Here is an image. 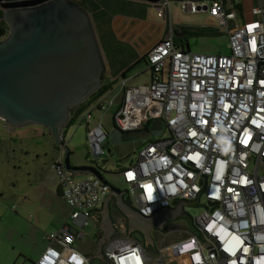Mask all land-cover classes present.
<instances>
[{
    "label": "built area",
    "instance_id": "1",
    "mask_svg": "<svg viewBox=\"0 0 264 264\" xmlns=\"http://www.w3.org/2000/svg\"><path fill=\"white\" fill-rule=\"evenodd\" d=\"M152 4L167 27L147 53L151 81L136 86L122 81L114 121L120 130L132 131L161 118L169 134L151 139L120 172L123 191L145 217L167 208L180 216L186 204L202 207L189 214L191 227L165 230L155 247L157 264H264V0H256L252 18L236 27L231 25L237 14L226 0ZM173 4L218 19L229 31L231 52L198 53L179 46ZM110 93L81 121L89 122L94 108L113 105ZM88 137L91 153L104 154L102 123L88 128ZM58 153L53 166L76 231L66 223L50 233L49 240L61 248L49 244L34 264H91L72 241L85 235L83 228L112 184L102 172L103 179L95 174L76 179L65 166V148ZM177 230L182 236L165 242ZM148 243L154 245L151 236ZM102 255L109 264H148L153 258L129 234L110 238Z\"/></svg>",
    "mask_w": 264,
    "mask_h": 264
},
{
    "label": "rangeland",
    "instance_id": "2",
    "mask_svg": "<svg viewBox=\"0 0 264 264\" xmlns=\"http://www.w3.org/2000/svg\"><path fill=\"white\" fill-rule=\"evenodd\" d=\"M71 1L85 7L84 0ZM139 1L143 2L142 6L146 9L145 17L116 15L112 27L120 39L130 43L143 56L161 40L167 22L163 20L159 10L152 2ZM255 3L256 0H226L227 8L234 10L237 14L234 25L231 27H236L242 21L251 19V8ZM1 8L3 7L1 6ZM137 12L140 13L141 10L139 9ZM172 18L176 28L182 24L189 27L203 26L218 30V33L211 36L185 37L188 39L190 51L223 54L231 52L228 29L221 26L218 19L209 15L208 12H190L182 9L180 4H173ZM175 34L176 31L174 36L177 37ZM167 70L168 68H166ZM150 73L151 69L147 64V59H142L128 71L127 86L148 84L151 81ZM121 82L122 79L115 84V91L109 95V98L114 99L113 105L102 110L94 108L89 122L81 121L87 111L85 110L73 123L65 127L64 131L66 132L67 146L72 151L70 155L72 166H98L109 183L124 190L125 184L119 173L120 168L136 160L139 151L151 139L169 133L161 118H153L146 124L147 126L144 125L133 131L123 132L116 128L114 113L123 95ZM99 123H102L107 137L104 141L105 153L95 156L91 153L88 128L91 130ZM58 148L53 137L49 133H44L40 126L31 125L18 128L16 131H8L0 124V258L5 262H9L10 259L17 256L18 251L31 254V243L38 244L40 240L42 241L40 239L42 236L55 229L52 222L55 223L58 217L65 216L68 206L60 201L54 188L55 178L58 177L53 160L59 155ZM86 175L85 172H77L75 177L82 179ZM201 208V206L186 204L185 213L168 219L165 228H152L150 236L154 240V245L148 243L144 231L134 229L128 234L142 243L147 254L154 258L157 256L155 247H158L165 230L191 227L189 214L195 215ZM114 216L116 215L114 214ZM118 217L121 216L118 215ZM121 220L123 219L117 218L118 222ZM94 222L95 220L90 218V225L83 228L87 232L83 241L92 245L94 254H96L99 229L96 225L94 226ZM32 224L39 226V229L34 228ZM119 231L122 233L123 228ZM181 234L182 232L179 230L174 231L165 242H171V240L182 236ZM32 249V253L36 255L38 247L33 246ZM93 262L94 264H108L100 260L99 257H95ZM148 264H157L155 258L150 259Z\"/></svg>",
    "mask_w": 264,
    "mask_h": 264
},
{
    "label": "water",
    "instance_id": "3",
    "mask_svg": "<svg viewBox=\"0 0 264 264\" xmlns=\"http://www.w3.org/2000/svg\"><path fill=\"white\" fill-rule=\"evenodd\" d=\"M0 5L9 26L8 34L0 39V118L14 127L48 128L55 145L65 148L67 169L83 170L103 179L97 166L70 164L64 131L72 109L103 82L105 60L91 13L71 0H0ZM113 190L129 208L127 212L122 207L133 219L134 229L150 238L152 228L164 226L149 224L145 228L136 217H149L125 202L123 190L111 185ZM107 210L113 224L109 205ZM176 215L174 212L166 218Z\"/></svg>",
    "mask_w": 264,
    "mask_h": 264
},
{
    "label": "trees",
    "instance_id": "4",
    "mask_svg": "<svg viewBox=\"0 0 264 264\" xmlns=\"http://www.w3.org/2000/svg\"><path fill=\"white\" fill-rule=\"evenodd\" d=\"M84 1H85L84 5L91 13L93 22L95 24L96 27L95 29L99 38V42L101 44L103 53L106 58V67L103 72V82L101 86L94 93H92L89 96V98H87L84 102H82L78 107L72 109L71 117L68 122V125L73 123L75 119L78 116H80V113H83L85 110H89L100 97L109 94L112 90H115L114 89L115 84L119 82L120 79L123 80L126 79L127 77L126 73L130 70V68L132 67V65H134V63H137L139 60L142 59L145 60L147 59V54L141 56L140 58H137L138 55L135 54L133 55L132 59L129 62H126L124 64L122 61L123 58L127 55L129 56L132 55V49L134 47L128 42L125 41L123 42L122 39H121L122 41H120L119 40L120 38L118 37L117 33L112 27L114 21L113 19L116 17V15H123L129 17H133V16L145 17L146 9H144L142 6L143 2L139 0H84ZM139 9L141 10L140 13L137 12ZM3 14H4V9L1 8L0 5V39L5 37L9 31V26L7 22L3 19ZM179 29L180 32L178 31ZM175 31L176 34L178 32L182 33L183 31H188V35L185 36L186 38L188 36H194V35L211 36L218 33L217 29L211 27H203V26L189 27L182 24L178 25V28L175 27ZM185 37L180 38L178 36L177 37L175 36L174 37L175 42L179 46H183L184 48H187L189 47V44H188V39H186ZM132 61L134 62L130 64ZM118 62L120 63L119 66H117ZM150 69L152 72L151 67ZM116 128L118 127L116 126ZM123 132H127V131H123ZM71 153L72 151L69 149V156L71 155Z\"/></svg>",
    "mask_w": 264,
    "mask_h": 264
},
{
    "label": "crops",
    "instance_id": "5",
    "mask_svg": "<svg viewBox=\"0 0 264 264\" xmlns=\"http://www.w3.org/2000/svg\"><path fill=\"white\" fill-rule=\"evenodd\" d=\"M120 41H122L121 39H119ZM124 42V41H123ZM103 51V49H102ZM137 54L138 57L137 58H140L141 57V54L138 53V50L135 48L132 49V55H127L123 58V63L125 64L126 62H129L133 55ZM104 55V53H103ZM104 59H105V62H106V58H105V55H104ZM136 61V60H135ZM142 60H139L137 63L141 62ZM134 61H132L130 64H132ZM137 63H134V65H132V67L130 68V70L137 64ZM148 63V62H147ZM120 63L118 62L117 63V66H119ZM127 74V77L126 79H128V72L126 73ZM150 78H151V73H150ZM123 80V79H122ZM129 80V79H128ZM127 84V82H126ZM115 91V90H113ZM147 124V123H146ZM58 152H59V148H58ZM70 158V156H69ZM135 160L131 161V163H133ZM71 164V162H70ZM130 164L126 165V166H123L120 168V171L119 173L127 166H129ZM98 167V166H97ZM87 168V167H85ZM99 168V167H98ZM77 172H85L87 175L91 174L89 172H86V171H83V170H77ZM86 175V176H87ZM85 176V177H86ZM104 176V175H103ZM84 177V178H85ZM55 178V177H54ZM56 179V182L54 183V188L57 192V194L59 195V199L60 201H62V203L64 202L65 205L68 206L67 208V211L65 213V216H60L58 217V219L55 221V223L52 222V225L54 224V227L55 229L54 230H51L50 233L52 232H55L57 230H59L63 225H66L69 226L70 230L72 232H75L76 231V228L72 225L71 223V219H70V206L67 204V202L65 201V199L62 197V194H61V189H60V184H59V180L58 178H55ZM83 179V178H82ZM125 202H127L129 205L134 206L131 198L129 197L128 193L124 192V196H123ZM110 207V214L113 218V224L110 222V220L108 219V210H107V207ZM122 207L125 209V211L127 212H130L129 208L126 206L125 203L122 202V199H121V195L119 192H117L116 190H113V191H109L107 193V195L105 196V199L100 203L98 204V206L95 208V210L93 211L92 213V216L90 218H93V220H95L94 222V226L96 225L99 229L98 231V248H97V251H96V254H94V251L92 249V245L90 244H87L83 241V239L87 236V232L86 230H84L85 232V235L83 237H80V238H75L73 241H72V245L78 249L80 252H82L83 254H85L86 256H88L90 259H91V264H94V259L95 257H99L100 260H102L103 262H107L102 253H103V250H104V246H105V243L112 237L114 236H119V235H124V234H128V232L130 231H133L134 230V227L135 226L134 224H132V220H130L129 217L126 216V213L124 212V210L122 209ZM174 212V211H173ZM117 213V214H116ZM114 214L116 216H114ZM121 216V217H118ZM174 215V214H173ZM179 215H176L174 217H170V218H176L178 217ZM117 218H121L123 220H121L120 222L117 221ZM132 218V217H131ZM169 217L166 218L165 220V224L167 223V220L170 219ZM89 223H90V219H89ZM88 223V225H90ZM87 225V227H88ZM114 225V226H113ZM32 226L36 229H39V226H35L34 224H32ZM144 227L146 228L147 227V224L144 225ZM121 228H123V232L120 233L119 230H121ZM148 228V227H147ZM165 228V226L163 227ZM50 233H46L44 236H42L40 239H42V241L40 240V242L37 243H31V254L29 252H26V253H23L22 251H18V255L13 257L12 259L9 260V262H5V260L1 259L0 258V264H34L35 260L39 257V255L43 252V250L49 245V244H52L54 246H56L57 248H61V244L58 243L57 241L55 240H49V238L47 237ZM40 244V245H39ZM39 245V246H38ZM35 247L37 246L38 247V253L36 252L34 255L32 253V247ZM102 250H101V248ZM147 253V252H146ZM151 256V255H150ZM154 259V258H152ZM150 260V259H149ZM148 260V261H149ZM156 260V259H155ZM108 263V262H107ZM156 263H157V260H156ZM109 264V263H108Z\"/></svg>",
    "mask_w": 264,
    "mask_h": 264
},
{
    "label": "flooded vegetation",
    "instance_id": "6",
    "mask_svg": "<svg viewBox=\"0 0 264 264\" xmlns=\"http://www.w3.org/2000/svg\"><path fill=\"white\" fill-rule=\"evenodd\" d=\"M178 31L180 32V29ZM179 32L177 34H179ZM186 35H188V31H183L182 34L179 35L178 37L181 38V37H185ZM0 124H2L3 127L7 128L8 131H16V130H18V128H24V127H14L11 124L9 125V123L2 118H0ZM28 126H31V125H28ZM28 126H25V127H28ZM36 126H39V125H36ZM40 127L44 130V133H49L51 135L48 128L42 127V126H40ZM173 214H174L173 210L171 208H167V209H164V210H161V211L155 213L153 216H151L149 218H144V219H141L139 217H136V218L140 224H142V225L147 224L148 227L150 225H153V224H161V223L165 226L166 224L164 223L165 221H163V219L166 218L167 216H170ZM163 227H159V228H163Z\"/></svg>",
    "mask_w": 264,
    "mask_h": 264
},
{
    "label": "clouds",
    "instance_id": "7",
    "mask_svg": "<svg viewBox=\"0 0 264 264\" xmlns=\"http://www.w3.org/2000/svg\"><path fill=\"white\" fill-rule=\"evenodd\" d=\"M59 148H61V147H59Z\"/></svg>",
    "mask_w": 264,
    "mask_h": 264
}]
</instances>
